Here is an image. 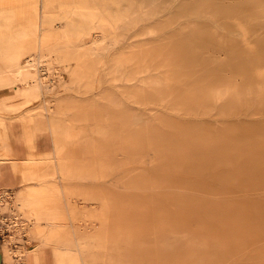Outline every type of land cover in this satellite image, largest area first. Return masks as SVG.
Wrapping results in <instances>:
<instances>
[{
	"label": "rangeland",
	"instance_id": "1",
	"mask_svg": "<svg viewBox=\"0 0 264 264\" xmlns=\"http://www.w3.org/2000/svg\"><path fill=\"white\" fill-rule=\"evenodd\" d=\"M11 4L0 161L72 177L22 193L35 224L12 250L31 264H264V0H21L31 15H4ZM32 55L59 70L54 85L36 67L16 77Z\"/></svg>",
	"mask_w": 264,
	"mask_h": 264
},
{
	"label": "bare ground",
	"instance_id": "2",
	"mask_svg": "<svg viewBox=\"0 0 264 264\" xmlns=\"http://www.w3.org/2000/svg\"><path fill=\"white\" fill-rule=\"evenodd\" d=\"M115 1H117V0H115ZM149 6L150 5H144L143 9L144 10L148 9ZM120 7H121V5H120ZM116 9H115V11H116ZM122 11L120 9V12H122ZM124 12H126V11H124ZM119 14H121V13H119ZM112 16H114V15H112ZM120 17H122V15ZM114 18H115V16H114ZM123 19H124V17H123ZM10 22H11V20H10ZM122 23L118 24V25H121V27H123ZM7 24H9V22ZM114 26L116 27V25H114ZM119 29H121V28H119ZM3 43L5 44V42H3ZM6 43H7V45H9L8 42H6ZM0 44H1V42H0ZM7 45H5V46H7ZM40 56L41 55L28 56L25 59L24 67H21L17 70L18 72H17L16 77L21 78L24 76L25 73L26 74L28 73L29 79H32L33 75H32V73L30 74L29 71L35 70V67H36V69L38 70V73H40V75H39L40 80L39 81L46 82V83L49 82V84L52 86L55 83V79L60 75L59 70L58 69H52L51 65L48 62H44V60H42ZM27 142H28V140H27ZM52 155H53V152H52ZM64 178H72V177H70L67 174H63L60 176L52 177L51 179H46L45 177H29L27 175H23L19 180L17 179V184L15 186L5 187L6 189H4V188L0 189V213H2L7 208L8 209L12 208L15 210V217L13 218L14 221L12 219H9V221H7L6 217H1V221H0V232H2V228L7 230V232H10V233L5 232L4 233L5 239H1V240L6 246L10 247L11 250H12V248H15V249L18 247L21 248L23 246V244L26 243L25 240L28 238L27 235L29 236V234H28L29 231H28L27 227H32L35 224V219L30 217L26 212V205L30 204L33 206V209H35L36 208L35 206H37L38 204L35 202L33 197L31 199H26L22 193L27 191L33 195V193L36 191V189H38V188L40 189L42 187H48L49 188V187L57 186V184H58L57 180H59V183H60V181L63 180ZM15 227H16V229H15ZM15 231H16L17 236L13 235L14 234L13 232H15ZM17 231L20 233H18ZM29 240H30V238H29ZM19 243H21V245ZM11 250L7 253H4V254L6 255V258H7L9 256L10 252L14 253L18 259L17 261L13 260L14 264H31V259L29 257L30 248H24L23 250H12V251Z\"/></svg>",
	"mask_w": 264,
	"mask_h": 264
},
{
	"label": "crops",
	"instance_id": "3",
	"mask_svg": "<svg viewBox=\"0 0 264 264\" xmlns=\"http://www.w3.org/2000/svg\"><path fill=\"white\" fill-rule=\"evenodd\" d=\"M18 1H21V0H0V3L1 2H9V3H13L11 4L10 8L8 11L4 12L3 14H10V12H15L16 13L18 12L20 15L21 13H27L28 11H32V7L29 6V5H26L24 8L21 6V7H18L16 5V2ZM27 2V0H25ZM28 12L30 15L32 13ZM1 14V12H0ZM1 34V32H0ZM11 36H9L10 38ZM1 39H7V37H2L0 35V40ZM17 43L19 45H24V44H27L26 42V37H21V39H19L17 42H13L11 43V45H13L12 47L15 48ZM11 47V48H12ZM15 130V129H14ZM1 134V133H0ZM16 134V133H15ZM10 138L14 139V134H10V137L9 135L7 136V139H8V142L10 143ZM3 140V137L0 135V156L3 153H6V155L8 156L9 154H11V149H9V147L6 146L9 145L8 143H6V141L4 140V142L2 141ZM22 144H25V143H22ZM3 145V147H2ZM6 149V150H5ZM25 152H28L26 149H25ZM24 174H20L18 173V171H16L14 169V167L10 166V164L8 162L6 163H2L0 161V189L1 188H4L6 189L5 187H12V186H15L17 184V179L19 180ZM3 243V242H2ZM1 243V246H0V264H14L13 263V259L14 257H7L6 258V255L4 253H7L11 250L10 247L6 246L4 243L2 244Z\"/></svg>",
	"mask_w": 264,
	"mask_h": 264
}]
</instances>
